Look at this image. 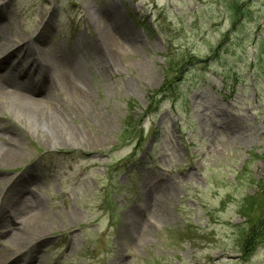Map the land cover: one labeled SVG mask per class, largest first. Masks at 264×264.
Listing matches in <instances>:
<instances>
[{
    "label": "rangeland",
    "instance_id": "1",
    "mask_svg": "<svg viewBox=\"0 0 264 264\" xmlns=\"http://www.w3.org/2000/svg\"><path fill=\"white\" fill-rule=\"evenodd\" d=\"M0 33L45 35L47 97L66 115L60 129L40 105L33 132L1 100L0 154L13 139L19 159L0 163V196L39 213L35 264H264V244L248 261L239 245L264 221V0H0ZM12 50L0 77L33 63ZM69 62L87 104L60 78Z\"/></svg>",
    "mask_w": 264,
    "mask_h": 264
},
{
    "label": "bare ground",
    "instance_id": "2",
    "mask_svg": "<svg viewBox=\"0 0 264 264\" xmlns=\"http://www.w3.org/2000/svg\"><path fill=\"white\" fill-rule=\"evenodd\" d=\"M109 21H111V24H108L107 27H99L97 33L100 37L101 42V56L103 55L105 62L112 63L113 54L111 52L109 53L108 50L111 41V34L108 29L110 28L115 36V33H118V36L120 34V26L115 19H109ZM43 36L45 35H38L33 41L24 42L22 45H16L17 43H14L9 47L7 38L3 33H0V57L4 53L9 52V50H12V48L16 45L12 51L22 53L24 55L23 58L26 59V61L31 60V63H33L30 64V71L35 70V68L37 67L39 75L43 77L41 83L37 85H32V81H15L12 76L9 77L8 73L17 75L18 79H21L22 76L20 74L21 72L16 71V69L14 68L13 62L10 64V66H8L9 70L7 68V76L3 75L0 77V105L3 104L1 103V100L3 99H5V101L8 100L6 101L8 108L13 104L14 106L13 109L11 108V110L15 114H17V117L25 122L27 126L31 122L32 125L28 126V128H30V130H32L33 132H35V130L37 129L44 130L45 128V125L40 124L39 126H37L35 122L33 123L34 117L39 116V109H43V107H41L40 105H45L51 110L52 114L55 115V121L59 124V126H61L60 129L67 128L65 125L66 115L63 111L59 110L55 106V104H52L51 99L47 97L48 91L51 86V84L48 82L50 76L48 72L52 69V67L56 66L52 64L49 59H47V55L45 52H42V54L39 53V43L44 39ZM102 48L103 50L101 51ZM40 58L43 61H41ZM73 64L74 63L69 62L67 66H64L67 71H65L64 73H60V78L67 85L68 93L70 95H74L75 103L79 101L82 105L87 104V93L80 89L81 85L78 86L76 84V81H78V71H80V69L74 66L76 64ZM40 95H43L44 97L38 98L37 96ZM1 107L3 108V105ZM80 108L83 107L80 105ZM5 143H7L8 147L3 153L0 154V163L4 167L9 168L10 166L15 165L17 160L19 159L17 149L18 147L17 143L13 139L6 138ZM2 201L3 199L0 196V229L7 230V236H9V239L11 240V246L9 248L3 247L2 249H0V264H21V259H23V256L26 255V252L23 251V249H25L26 247L28 248V250L27 248L25 250L29 252L28 255L30 258L27 259L24 264H35L37 258L36 256L39 252L40 247H38L39 245H34L36 242L30 243L29 245L28 243L31 238L34 239V237H36V239L39 240L40 236L44 237V233L42 232H40L39 235L37 234L39 233L37 231L39 229L38 227L40 226L37 225L35 219L38 218L37 215H39V213L26 220H23L21 217H15L11 213H8V210L5 209ZM154 213L157 214V211H154ZM133 221L134 220L131 221V224H133ZM32 241L33 240H31V242ZM23 243L26 244L22 246Z\"/></svg>",
    "mask_w": 264,
    "mask_h": 264
},
{
    "label": "trees",
    "instance_id": "3",
    "mask_svg": "<svg viewBox=\"0 0 264 264\" xmlns=\"http://www.w3.org/2000/svg\"><path fill=\"white\" fill-rule=\"evenodd\" d=\"M243 208L247 212V208ZM243 214L246 216V213ZM262 244H264V221L250 223V229L244 233L239 241L241 259L248 261Z\"/></svg>",
    "mask_w": 264,
    "mask_h": 264
}]
</instances>
